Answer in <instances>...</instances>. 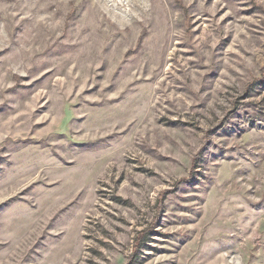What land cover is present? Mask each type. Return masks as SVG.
Instances as JSON below:
<instances>
[{"label": "rangeland", "instance_id": "1", "mask_svg": "<svg viewBox=\"0 0 264 264\" xmlns=\"http://www.w3.org/2000/svg\"><path fill=\"white\" fill-rule=\"evenodd\" d=\"M0 264H264V0H0Z\"/></svg>", "mask_w": 264, "mask_h": 264}]
</instances>
